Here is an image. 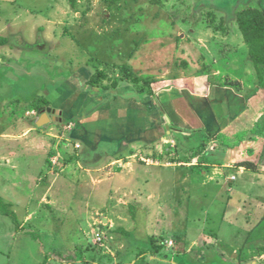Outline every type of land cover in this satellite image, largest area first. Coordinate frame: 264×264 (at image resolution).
<instances>
[{"label":"rangeland","instance_id":"1","mask_svg":"<svg viewBox=\"0 0 264 264\" xmlns=\"http://www.w3.org/2000/svg\"><path fill=\"white\" fill-rule=\"evenodd\" d=\"M249 6L264 12V0H77L75 9L69 0H0V38L6 41L0 44L2 212H16L18 223L27 224L30 233L58 236L54 248L77 260L74 264H164L167 258L176 259L177 264H231L214 248L203 249L199 239L201 233L212 234L214 242L218 239L238 247L248 235L249 225L238 224L241 221L237 222L230 210L224 216L230 185L222 198L213 185L207 190L195 189L186 211L182 208L180 216L174 215L173 191L184 184L173 183L174 169L156 167L151 171L154 181L150 187L158 205L144 203L137 197L146 179L140 176L141 183L136 179L138 172L146 171L138 158L140 152L124 158L123 164V154L136 151V147H129L135 139L123 133L127 125L123 110L127 111L124 107L132 99L139 105L138 99L157 94L162 84L167 87L168 76L171 86H176L186 69L181 57L186 47H181L189 39L183 38H196L201 31L210 30L233 33L235 40L236 15ZM187 48L186 52L192 53ZM163 56L172 61L160 69L165 79L159 81L162 84L152 87L160 76L154 72L165 60ZM97 77L99 83L92 86ZM135 78L140 81L138 86ZM147 102L144 106L149 110ZM77 104L84 106L78 115L73 112ZM47 107L62 112L64 120L36 126ZM258 108L253 109L256 112ZM94 111L106 117L107 131L96 133L93 136L97 138L91 141L88 132ZM163 113L157 117L160 121ZM109 124H122L123 130L110 135L113 127ZM100 140L103 150L90 153ZM114 140L118 145L110 144ZM128 163L132 166L127 167ZM232 175L239 173L233 170L228 177ZM9 176L30 177L29 200L14 194L18 190L13 183L1 181ZM239 178L243 182L239 194L243 195L247 183ZM35 180L40 184L37 189ZM257 194L264 205V191ZM184 197L179 194L182 202L188 201ZM50 208L55 211L51 213ZM256 213L250 215L252 223L258 218ZM181 217L184 222L179 224L177 218ZM3 220L9 227L15 225L7 215ZM172 221L185 231L175 232ZM172 238L177 245L167 248L165 242ZM152 240L163 243L158 262L148 256L156 246ZM143 253L147 256L141 257Z\"/></svg>","mask_w":264,"mask_h":264},{"label":"crops","instance_id":"2","mask_svg":"<svg viewBox=\"0 0 264 264\" xmlns=\"http://www.w3.org/2000/svg\"><path fill=\"white\" fill-rule=\"evenodd\" d=\"M238 29L236 39L239 41L233 40V33L225 35L222 32L215 33L210 30L201 31L196 38H183L189 39L181 47L182 50L186 47L185 52L181 53L186 69L176 80L178 83L176 86H171L173 82L169 76L167 77L169 86L165 87L162 82H159L165 80L160 75V69L168 66V63L172 61V58H168L167 62V57L163 56L165 60L157 67L158 72H154L160 76L155 78L156 82L151 84L152 87L162 84V88L157 94L152 93L138 99L139 105L133 104L135 99H132L129 106L124 107L127 111L123 110V120H127V125L123 133L135 139L129 147H136V151L128 149L129 151L123 154V164L124 158L135 157L140 152L138 158L144 163L146 171H140V174L138 172L136 176H139L136 179L139 183L143 179L141 177H146V179H143L145 182L137 191V197L143 201H152L156 207L158 205L154 201L156 194L151 191L153 188L150 187L154 181L151 171H155L156 167L174 169L172 170L174 171L173 183L184 184L181 189L175 187L173 191L171 202L176 210L174 215H179L178 210L182 208L181 211H186V203L191 201L195 189L201 187L207 190L208 186L213 185L218 190L219 197L222 198L223 192L230 185L231 197L226 201L227 203L225 202L224 216H227L230 210L235 220L241 221L238 224L246 223L245 227L249 225L250 231L238 247L233 244L219 243L218 239L214 242L212 234L207 236L201 233L199 239L204 243L203 249L214 248L215 253L231 264H262L264 263V234L262 232L261 236L255 233L264 230V205L260 203V197L257 194L261 189L264 191V84L258 77L249 50ZM187 47L192 53L186 52ZM152 62L151 59L149 63L151 68ZM244 74L253 76V79L249 80L245 77L246 80ZM147 99V103H150L149 110L155 111L156 117L151 116L149 113L151 111L146 110L144 104ZM256 106L259 108L255 112L253 108ZM82 107L84 106L77 104L73 112L78 115ZM48 108L50 107L43 110L36 126ZM52 110L55 114L49 115L50 122L45 126L64 120L61 117L62 112ZM161 112H164V116L160 121L157 117ZM92 116L93 122L89 126L90 131H87L90 133L88 140L91 141L97 138L93 136L96 133L107 131V125L103 122L106 117L104 118L97 111H94ZM110 124L109 126L113 127V130L110 129V135H117L120 130H123L122 124ZM132 124L135 125L134 128L131 127ZM114 141L110 144L118 145V142ZM101 142L100 140L94 144L90 153L102 151L101 144L99 145ZM187 157L188 161L183 162L182 160ZM120 159L122 158L117 160ZM126 165L130 167L132 163ZM233 170H237L239 175L228 177V173ZM239 176L247 183L244 186L243 195L239 194L240 185L243 183L239 182ZM120 179H123L122 174ZM1 181H6L8 184L13 183V187L18 190L14 193L18 198L28 200L31 198L32 192L28 191V188L32 181L29 176L19 178L9 176L6 179L1 178ZM34 182H36L37 189L40 184L37 180ZM17 183L21 185L17 186ZM180 193H183L188 201L185 199L182 202L179 199ZM54 211V208H50L51 213ZM255 212L258 218L252 223L250 215ZM13 213L17 215L16 212ZM3 216L6 215L0 209V264H74L77 261L73 257L64 255L63 251L61 252L58 248H54L58 241V236L56 237L55 234L41 233L37 240L34 237L37 235L30 233L29 230L26 231L27 224L19 223L18 228L16 224L9 227L10 225L4 222ZM177 220H179L178 223L184 222L182 217ZM175 223L176 221H172L175 232L183 233L184 228L181 230L178 228L179 225L175 226ZM125 232L128 233L123 229V233ZM152 237L155 239L158 236ZM254 241L255 244H252ZM165 244L167 248L175 247L177 241L172 238ZM153 245L156 246H152L153 249L150 250L152 253L149 251L151 255L148 256L152 262H158L161 259L159 254L163 243L155 241ZM194 245L198 247L199 244L195 241ZM205 254L204 252L199 256ZM144 256L147 255L143 253L141 257ZM163 262L164 264L178 263L176 259L170 258L164 259Z\"/></svg>","mask_w":264,"mask_h":264},{"label":"trees","instance_id":"3","mask_svg":"<svg viewBox=\"0 0 264 264\" xmlns=\"http://www.w3.org/2000/svg\"><path fill=\"white\" fill-rule=\"evenodd\" d=\"M73 9L76 8L77 0H69ZM236 23L242 34L243 40L249 50L250 58L252 59L257 70L258 77L261 83L264 82V12L255 7H246L239 11L236 15ZM5 39L0 38V44H5ZM129 73V72H128ZM131 73V72H130ZM103 76V74H100ZM135 84L138 86L140 82L137 78L134 79ZM99 83V78H95L92 86ZM264 84V83H263ZM118 83L113 84L117 87ZM109 89V88H105ZM2 211V210H1ZM4 215L9 216L13 222L19 227L17 215L10 211L4 210ZM39 239L38 236H34Z\"/></svg>","mask_w":264,"mask_h":264},{"label":"water","instance_id":"4","mask_svg":"<svg viewBox=\"0 0 264 264\" xmlns=\"http://www.w3.org/2000/svg\"><path fill=\"white\" fill-rule=\"evenodd\" d=\"M51 113H54L52 109L48 108L46 112H44L43 114V117L41 118V120L38 122L37 126L38 127H42L44 126L45 124L49 123L50 122V119H49V114Z\"/></svg>","mask_w":264,"mask_h":264}]
</instances>
